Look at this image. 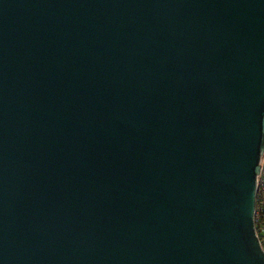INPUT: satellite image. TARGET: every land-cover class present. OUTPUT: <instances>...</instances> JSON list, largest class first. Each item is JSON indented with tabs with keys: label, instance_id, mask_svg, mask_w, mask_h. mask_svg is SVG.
<instances>
[{
	"label": "water",
	"instance_id": "obj_1",
	"mask_svg": "<svg viewBox=\"0 0 264 264\" xmlns=\"http://www.w3.org/2000/svg\"><path fill=\"white\" fill-rule=\"evenodd\" d=\"M264 0H0V264H264Z\"/></svg>",
	"mask_w": 264,
	"mask_h": 264
},
{
	"label": "built area",
	"instance_id": "obj_2",
	"mask_svg": "<svg viewBox=\"0 0 264 264\" xmlns=\"http://www.w3.org/2000/svg\"><path fill=\"white\" fill-rule=\"evenodd\" d=\"M254 220L256 237L264 251V150L260 157V171L257 175Z\"/></svg>",
	"mask_w": 264,
	"mask_h": 264
}]
</instances>
